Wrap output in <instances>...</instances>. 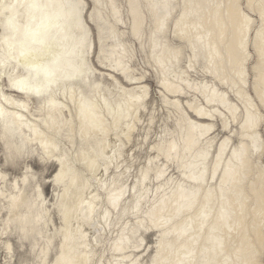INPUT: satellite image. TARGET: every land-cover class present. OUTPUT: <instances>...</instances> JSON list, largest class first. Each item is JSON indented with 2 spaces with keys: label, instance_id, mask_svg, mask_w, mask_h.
<instances>
[{
  "label": "clouds",
  "instance_id": "9594fccd",
  "mask_svg": "<svg viewBox=\"0 0 264 264\" xmlns=\"http://www.w3.org/2000/svg\"><path fill=\"white\" fill-rule=\"evenodd\" d=\"M0 253L264 264V0H0Z\"/></svg>",
  "mask_w": 264,
  "mask_h": 264
},
{
  "label": "bare ground",
  "instance_id": "6f19581e",
  "mask_svg": "<svg viewBox=\"0 0 264 264\" xmlns=\"http://www.w3.org/2000/svg\"><path fill=\"white\" fill-rule=\"evenodd\" d=\"M132 74H133V75H136V74L143 75V70H142L138 65L134 64V65H133V69H132ZM152 79H153L152 77H149V78H148L149 83L152 82ZM158 95H159L158 91H155V92L153 93V100L149 102L150 105L156 103V97H157ZM18 249H19V248H18ZM25 255H26V253H23V255L19 256V257H18V261H20L21 259H23Z\"/></svg>",
  "mask_w": 264,
  "mask_h": 264
},
{
  "label": "rangeland",
  "instance_id": "374dc122",
  "mask_svg": "<svg viewBox=\"0 0 264 264\" xmlns=\"http://www.w3.org/2000/svg\"><path fill=\"white\" fill-rule=\"evenodd\" d=\"M23 253L25 252H22L19 249L17 250V261H18V257L23 255ZM0 264H3V254L2 253H0Z\"/></svg>",
  "mask_w": 264,
  "mask_h": 264
}]
</instances>
